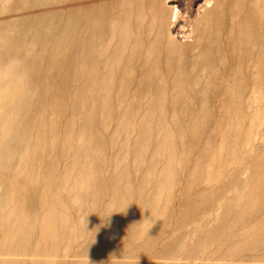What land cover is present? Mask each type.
<instances>
[{
	"label": "rangeland",
	"instance_id": "rangeland-1",
	"mask_svg": "<svg viewBox=\"0 0 264 264\" xmlns=\"http://www.w3.org/2000/svg\"><path fill=\"white\" fill-rule=\"evenodd\" d=\"M204 1L0 0V264H264V0Z\"/></svg>",
	"mask_w": 264,
	"mask_h": 264
},
{
	"label": "clouds",
	"instance_id": "clouds-1",
	"mask_svg": "<svg viewBox=\"0 0 264 264\" xmlns=\"http://www.w3.org/2000/svg\"><path fill=\"white\" fill-rule=\"evenodd\" d=\"M11 69H12V71L14 72V71L17 70V66L13 63V64L11 65ZM5 71H8V67H7V66H6V68H5Z\"/></svg>",
	"mask_w": 264,
	"mask_h": 264
},
{
	"label": "bare ground",
	"instance_id": "bare-ground-1",
	"mask_svg": "<svg viewBox=\"0 0 264 264\" xmlns=\"http://www.w3.org/2000/svg\"><path fill=\"white\" fill-rule=\"evenodd\" d=\"M211 2V1H210ZM209 3V0H205L204 4ZM213 3V2H212ZM202 8V7H201ZM198 9V8H197ZM199 12V11H198ZM197 13V12H196ZM182 27V26H181Z\"/></svg>",
	"mask_w": 264,
	"mask_h": 264
}]
</instances>
